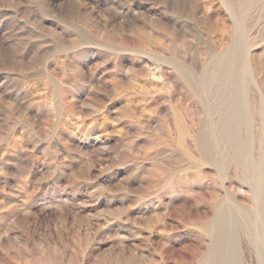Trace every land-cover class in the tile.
Wrapping results in <instances>:
<instances>
[{"label":"rangeland","instance_id":"374dc122","mask_svg":"<svg viewBox=\"0 0 264 264\" xmlns=\"http://www.w3.org/2000/svg\"><path fill=\"white\" fill-rule=\"evenodd\" d=\"M264 264V0H0V264Z\"/></svg>","mask_w":264,"mask_h":264},{"label":"bare ground","instance_id":"6f19581e","mask_svg":"<svg viewBox=\"0 0 264 264\" xmlns=\"http://www.w3.org/2000/svg\"><path fill=\"white\" fill-rule=\"evenodd\" d=\"M216 239H215V248L213 249L211 253V259L213 260L214 263L217 264V262L220 260L221 256V241L223 236L226 234V222L223 220L221 222H218L216 224Z\"/></svg>","mask_w":264,"mask_h":264}]
</instances>
